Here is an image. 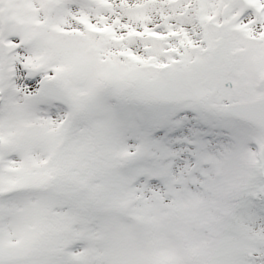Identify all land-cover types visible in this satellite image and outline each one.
<instances>
[{"label": "snow or ice", "instance_id": "1", "mask_svg": "<svg viewBox=\"0 0 264 264\" xmlns=\"http://www.w3.org/2000/svg\"><path fill=\"white\" fill-rule=\"evenodd\" d=\"M0 264H264V0H0Z\"/></svg>", "mask_w": 264, "mask_h": 264}]
</instances>
